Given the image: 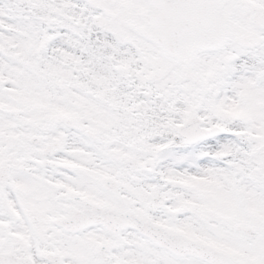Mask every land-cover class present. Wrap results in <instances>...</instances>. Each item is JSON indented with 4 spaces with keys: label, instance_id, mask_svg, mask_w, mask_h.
<instances>
[{
    "label": "snow or ice",
    "instance_id": "6c2138e0",
    "mask_svg": "<svg viewBox=\"0 0 264 264\" xmlns=\"http://www.w3.org/2000/svg\"><path fill=\"white\" fill-rule=\"evenodd\" d=\"M0 264H264V0H0Z\"/></svg>",
    "mask_w": 264,
    "mask_h": 264
}]
</instances>
